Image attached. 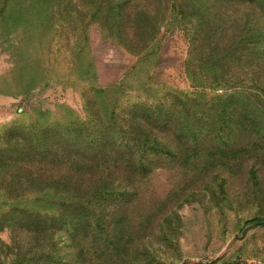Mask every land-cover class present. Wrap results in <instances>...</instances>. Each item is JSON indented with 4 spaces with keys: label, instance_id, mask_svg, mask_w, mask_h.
<instances>
[{
    "label": "trees",
    "instance_id": "1",
    "mask_svg": "<svg viewBox=\"0 0 264 264\" xmlns=\"http://www.w3.org/2000/svg\"><path fill=\"white\" fill-rule=\"evenodd\" d=\"M55 1L60 20L69 25V18L74 29L83 23V32L97 23L137 62L155 55L162 29L180 30L193 90L129 98L120 85L96 82L89 57L77 63L90 72V82L80 88L84 117L58 112L8 124L12 201L0 223L34 235L32 244L39 247L28 250L25 264H66L48 241L66 236L77 246L105 232L109 205L133 194L129 187L141 172L179 162L220 135L227 146L237 130L264 148V0ZM6 13L0 23L8 21ZM44 72L41 65L33 79ZM17 78L25 77L17 71Z\"/></svg>",
    "mask_w": 264,
    "mask_h": 264
},
{
    "label": "rangeland",
    "instance_id": "2",
    "mask_svg": "<svg viewBox=\"0 0 264 264\" xmlns=\"http://www.w3.org/2000/svg\"><path fill=\"white\" fill-rule=\"evenodd\" d=\"M58 10L55 0H0V17L7 12L8 20L0 23V218L11 204L6 127L58 112L84 117L80 88L90 72L79 61L92 57L96 82L120 85L129 98L193 90L180 30L162 29L155 55L137 62L97 23L83 32V23L74 29ZM41 65L43 77L33 79ZM222 138L139 173L133 194L109 205L105 232L77 246L55 235L52 250L66 264H264V148L246 130L232 134L227 146ZM34 241L2 220L0 264H25L28 250L39 247Z\"/></svg>",
    "mask_w": 264,
    "mask_h": 264
}]
</instances>
